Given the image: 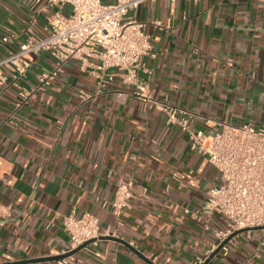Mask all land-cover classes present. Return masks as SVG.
Returning <instances> with one entry per match:
<instances>
[{
    "label": "crops",
    "instance_id": "0c3cea01",
    "mask_svg": "<svg viewBox=\"0 0 264 264\" xmlns=\"http://www.w3.org/2000/svg\"><path fill=\"white\" fill-rule=\"evenodd\" d=\"M47 1L0 0V58L29 28L48 35L56 9ZM131 15L152 37L155 56L144 58L140 78L157 100L194 113L196 130H210L207 120L216 130L264 125V0H156ZM7 36L15 40L3 43ZM54 69L49 54L35 55L21 83L33 90L36 75ZM107 74L96 95L97 74L71 61L20 107L19 91L0 87V264H61L53 258L69 250L71 212L93 214L111 237L68 264H204L222 244L228 220L202 213L216 168L119 74ZM121 180L134 186L119 217L111 201ZM208 264H264V230L232 238Z\"/></svg>",
    "mask_w": 264,
    "mask_h": 264
},
{
    "label": "built area",
    "instance_id": "2783aa9c",
    "mask_svg": "<svg viewBox=\"0 0 264 264\" xmlns=\"http://www.w3.org/2000/svg\"><path fill=\"white\" fill-rule=\"evenodd\" d=\"M156 0H48L47 8H55L48 18V35L35 34L28 29L29 37L21 40L19 49L0 58V87L16 88L20 103H28L37 91H46L65 66L77 61L81 70L97 74L96 95L105 87V78L114 70L126 86L135 88L133 94L149 108L163 113L167 123L177 126L190 143V149L207 158L219 174V183L208 191L202 213L207 217L220 215L228 220V229L218 233L223 243L232 234L253 229L264 230V125H233L207 120L210 130H196L192 123L196 117L191 111L157 100L147 83L140 78L144 58L154 55L148 24L131 14L146 2ZM71 7L70 13L64 8ZM160 23H157L159 25ZM20 37L17 36V39ZM14 37H4L3 43L13 42ZM42 53L55 60V69L36 75L37 86L25 88L21 81L32 68V58ZM83 99L93 96L81 92ZM132 180H121L111 201L114 214L121 216L133 198ZM186 214L189 210H184ZM64 231L69 238V250L74 251L88 242L98 245L109 232H103L100 220L89 212L78 215L71 212L64 219ZM61 255V254H58ZM61 264H68L62 259ZM197 264H203L198 262Z\"/></svg>",
    "mask_w": 264,
    "mask_h": 264
},
{
    "label": "water",
    "instance_id": "95a60500",
    "mask_svg": "<svg viewBox=\"0 0 264 264\" xmlns=\"http://www.w3.org/2000/svg\"><path fill=\"white\" fill-rule=\"evenodd\" d=\"M262 229H263V228H256V229H253V230H262ZM247 231H248V230H241V231H238V232L232 234L230 237H228V238H227V239H226V240H225V241L219 246V248H218L216 251L213 252L212 256H210V257L208 258V260H207L204 264H208V262H209V261H210L215 255H217V254L221 251V249H222L225 245H227L228 242H229L232 238L236 237V236L239 235V234L245 233V232H247ZM116 241H118V242H122V243L128 245V244H127L126 242H124V241H121V240H118V239H116ZM91 243H92V242H88V243L84 244L83 246H81L80 248H78V249H76V250H74V251L68 252L67 254L58 255V256H56V257L53 258V259H55V260H62V259L70 258V257H72L73 255L79 253L84 247L90 245ZM40 261H44V260H35V261H32V262L37 263V262H40ZM24 263H28V262H22V264H24ZM16 264H17V263H16ZM19 264H21V263H19Z\"/></svg>",
    "mask_w": 264,
    "mask_h": 264
},
{
    "label": "rangeland",
    "instance_id": "374dc122",
    "mask_svg": "<svg viewBox=\"0 0 264 264\" xmlns=\"http://www.w3.org/2000/svg\"><path fill=\"white\" fill-rule=\"evenodd\" d=\"M104 2H108V0H103Z\"/></svg>",
    "mask_w": 264,
    "mask_h": 264
}]
</instances>
